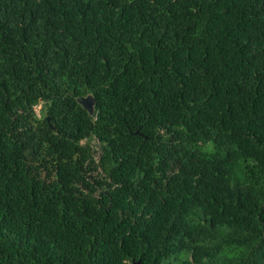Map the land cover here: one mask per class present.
<instances>
[{
	"label": "trees",
	"instance_id": "1",
	"mask_svg": "<svg viewBox=\"0 0 264 264\" xmlns=\"http://www.w3.org/2000/svg\"><path fill=\"white\" fill-rule=\"evenodd\" d=\"M134 261L264 264V0H0V264Z\"/></svg>",
	"mask_w": 264,
	"mask_h": 264
},
{
	"label": "water",
	"instance_id": "2",
	"mask_svg": "<svg viewBox=\"0 0 264 264\" xmlns=\"http://www.w3.org/2000/svg\"><path fill=\"white\" fill-rule=\"evenodd\" d=\"M77 101L79 102V104H81L85 109L88 110V112L90 114L93 113V108H94V104H93V100L90 96H86V97H79L77 99ZM47 121H49V118H47ZM51 129L53 130L52 125H50ZM135 134H138V132H135ZM132 264H140V261H134L132 262Z\"/></svg>",
	"mask_w": 264,
	"mask_h": 264
},
{
	"label": "rangeland",
	"instance_id": "3",
	"mask_svg": "<svg viewBox=\"0 0 264 264\" xmlns=\"http://www.w3.org/2000/svg\"><path fill=\"white\" fill-rule=\"evenodd\" d=\"M35 110H36V114H37L38 116H41V115H42V114L40 113V106L35 107ZM93 145H94V147H97V143H96V142H94Z\"/></svg>",
	"mask_w": 264,
	"mask_h": 264
}]
</instances>
